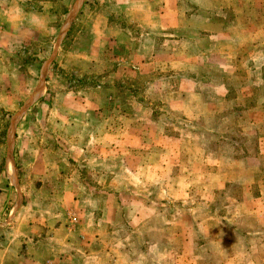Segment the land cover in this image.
Masks as SVG:
<instances>
[{
  "label": "rangeland",
  "instance_id": "rangeland-1",
  "mask_svg": "<svg viewBox=\"0 0 264 264\" xmlns=\"http://www.w3.org/2000/svg\"><path fill=\"white\" fill-rule=\"evenodd\" d=\"M0 264H264V0H0Z\"/></svg>",
  "mask_w": 264,
  "mask_h": 264
},
{
  "label": "crops",
  "instance_id": "crops-1",
  "mask_svg": "<svg viewBox=\"0 0 264 264\" xmlns=\"http://www.w3.org/2000/svg\"><path fill=\"white\" fill-rule=\"evenodd\" d=\"M117 128L119 129L120 127H116L115 125H113V127H104L103 129H101L99 131V141L101 142V144H93V147L91 146V144H86V147H87V150H90L91 148L94 149H97V151L99 153H103V150L107 147L110 151V149L113 151V154L116 153V151L120 150L122 146L124 147H130L131 149H139V150H145L146 152V156H147V161H146V169H145V175L146 177H150L151 175H153L154 173V168L156 167L157 164H155V157H156V152H157V148L155 146H153L152 144H139L137 142H135L136 138L133 133L129 134V135H123L121 134ZM182 156V160L185 162V159H186V154L183 153V152H180ZM159 158V161L161 159V157H158ZM157 160V159H156ZM166 160V158H165ZM176 161V166L179 167L178 171L180 170V168H182L183 164L181 161L178 160V158L175 159ZM201 164H203L205 166V171H199L196 175H195V178L191 180V182H194V185L191 186V184H188L187 182V179H189L188 177L186 179H183V177H181V173L180 172H177V170H175V168H172V170H175L174 172H176V175L175 177L174 176H171V174L169 173V170L167 169V167L165 166L164 169V172H163V176L161 179H159L158 177H156L154 180L158 182H161V183H164L165 184V187L166 188H173L174 186H171L170 185V182L168 184H166V181H167V178L169 180L172 179V177H174V181H182L185 184V189L183 191V194L185 193V197H193L195 200H198V198H200V195L198 194V192H196V190L199 189L200 186V179H203L205 178L207 175L210 177V179L212 180V174L215 173L214 172V168H210L209 166V161L208 159H205L204 162H202ZM200 164V166H201ZM185 165V164H184ZM198 178V180L196 181V179ZM122 176L121 175H115L111 180L112 182L115 181L116 183H122ZM151 180H153V177L151 176L150 177ZM137 177H132L131 178V183H135V181H137ZM124 183H125V186L123 188H121L122 186H119L118 188H114L113 190L111 191H102V190H99V193H103V194H107V195H117V191H120L121 189H125L127 188V185H126V180L124 178ZM190 182V183H191ZM188 185L191 186L192 190H194L193 192L190 191V194L188 195L187 193V188H188ZM158 187H161L163 188L162 184L161 186L158 185ZM128 189H131V188H128ZM203 189V188H202ZM113 191V192H112ZM202 196H205V194H203Z\"/></svg>",
  "mask_w": 264,
  "mask_h": 264
}]
</instances>
